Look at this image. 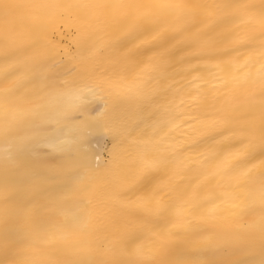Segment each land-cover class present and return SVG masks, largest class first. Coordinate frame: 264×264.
<instances>
[{
    "label": "bare ground",
    "instance_id": "6f19581e",
    "mask_svg": "<svg viewBox=\"0 0 264 264\" xmlns=\"http://www.w3.org/2000/svg\"><path fill=\"white\" fill-rule=\"evenodd\" d=\"M264 0H0V264H261Z\"/></svg>",
    "mask_w": 264,
    "mask_h": 264
},
{
    "label": "snow or ice",
    "instance_id": "6c2138e0",
    "mask_svg": "<svg viewBox=\"0 0 264 264\" xmlns=\"http://www.w3.org/2000/svg\"><path fill=\"white\" fill-rule=\"evenodd\" d=\"M76 264H82V262H76ZM107 264V262H106ZM261 264H264V261H261Z\"/></svg>",
    "mask_w": 264,
    "mask_h": 264
}]
</instances>
